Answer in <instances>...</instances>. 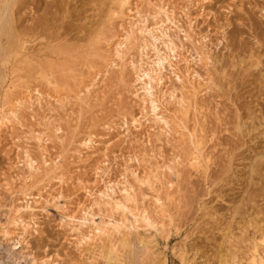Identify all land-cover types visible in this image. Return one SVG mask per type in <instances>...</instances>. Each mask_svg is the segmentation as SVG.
<instances>
[{"label": "rangeland", "instance_id": "rangeland-1", "mask_svg": "<svg viewBox=\"0 0 264 264\" xmlns=\"http://www.w3.org/2000/svg\"><path fill=\"white\" fill-rule=\"evenodd\" d=\"M43 1L37 0V5ZM158 1L162 2L129 0L124 8L127 16L123 12V16L120 14V17L110 21L104 20L98 33L88 36L89 38L74 39L76 42L71 38L70 42H75V48L68 53L47 55L52 59H45L42 54L44 51L38 52L40 56L35 55L37 59L61 65L60 72H54L56 79L60 80L57 93L61 95V101L55 98L56 90L48 86L39 84L33 87V79L20 77L19 81H13L15 88L8 90L12 93L7 95L12 103L28 90L31 95H34L36 88L43 93L39 99L40 105L34 102L32 110L23 107L22 110L20 107L22 126L13 124L14 126L0 132V225L16 215L13 211L20 209L23 203L20 199L24 192L36 195L39 191L45 194L46 190H52L55 194L60 189L69 209L78 214L79 205L88 207L92 202L90 197H85L84 189L93 190L91 192L97 195L108 181L121 182L122 174L125 173V176L128 175L127 180L135 188L138 207L154 205L155 196L160 197L165 204L166 213L162 217L157 213L154 216L153 206L149 207L154 220L159 221L157 226L160 231L155 232L147 227L144 230L145 227H141L143 225L137 226L139 229L130 227L129 231L125 230L131 241L136 238L148 242L146 246L158 258L154 264H245L251 244L258 243L259 237L261 238L260 230L264 229V10H260L264 8V0ZM75 4L76 9H80V2L76 1ZM152 4L175 6L177 13L174 19L184 28L188 20L183 11L193 20L192 31H189L192 39L184 40L182 34L173 29L169 32L176 47H180L176 53H181L179 59L182 60L175 61V68L189 72L187 77L179 70L182 83L193 84L195 90H198L195 101L201 107L194 113L190 108L187 121L183 119V126L186 127H181L182 123L174 118L175 113L172 112L177 108V103L169 101L167 94L170 90H177L175 94L179 96L178 91H182L183 87L180 88L181 83L177 82L169 69L162 71L161 91H157V98L161 100V104L166 105L164 107L167 109L163 108L162 111L167 120H176L174 124L170 123L166 138L162 135L164 138L161 136V139L156 135V130L148 128L151 122L144 121L150 118V115H146L149 114V105L140 104L139 97L142 95L139 93L138 80L135 79L138 72L131 70L127 64L121 68L118 61L116 63L117 56L114 52L118 40L122 39L126 30H130L133 19L136 18L134 7L141 9L138 11L144 16V13L146 15L155 11ZM31 6L33 5H28L26 10L21 11L24 13L22 18L29 13ZM103 7L105 10L106 6ZM92 12L93 9L88 6L84 14L74 13L70 22L74 25L83 24L88 20L85 15ZM207 13L211 14L206 15ZM150 18L148 16L149 25L153 22ZM71 33L81 36L80 32L75 33L74 30ZM142 36L139 37L141 40L147 38ZM203 36L206 39L201 46ZM157 45L163 50L161 43ZM195 47L206 48L208 51H204L209 52L211 57L216 56L217 62L212 65L202 63L201 66L196 57L200 51L198 50L199 54L195 53ZM133 51L130 52V58L135 60L141 57V54ZM147 51L149 56L153 54L150 47ZM249 51H253V58L247 57ZM256 55L258 64H251ZM185 56L189 59L187 65L183 61ZM241 57L243 60L238 65L235 62ZM130 58H125V61ZM193 72H198L196 74L199 77ZM198 84L201 86H197ZM6 86L0 89V107ZM166 89L169 90L168 93ZM5 104L3 107H9V103ZM125 115L129 119L141 118L145 124L135 130ZM241 123L243 124L240 126ZM56 126L61 127V130H55ZM177 126L182 129L179 130ZM128 128L131 130L126 131ZM174 129L176 132L172 134ZM190 132L200 138L201 154L198 160L202 161L198 165L203 170L196 172L187 164V158L191 157L190 142L186 141L189 140ZM178 135L187 139L183 141L176 137ZM89 139L90 142L87 143ZM178 139L182 141L178 142ZM42 145L43 148H40ZM24 150H28V156L38 161L35 164L39 167L44 159L50 163L57 162L53 164V169L47 167L49 171L45 168L44 172L40 171L41 174L37 173L38 176L34 174V182V176L27 177L29 171L22 161L24 159L25 162L26 158ZM130 169L135 171L137 177L144 178L145 182L134 183ZM42 172L48 174L42 175ZM153 174L156 176L152 177ZM60 178L63 183L59 182ZM8 208L10 213L5 215V209ZM94 209L97 210L95 206ZM18 214L29 224L23 238L28 242V249L38 258L49 256L56 258L53 260L59 264H106L102 251L105 244H110L118 255L117 262L126 264L125 248L111 226L106 231L105 243L91 235L86 237L88 242L79 247L71 240L73 233L67 226L58 223L55 214L36 205L31 210L22 208ZM82 230L88 234L92 232L90 228ZM131 232L133 235L129 236ZM143 257L141 259L147 262Z\"/></svg>", "mask_w": 264, "mask_h": 264}, {"label": "bare ground", "instance_id": "bare-ground-1", "mask_svg": "<svg viewBox=\"0 0 264 264\" xmlns=\"http://www.w3.org/2000/svg\"><path fill=\"white\" fill-rule=\"evenodd\" d=\"M76 1L80 2V9L79 8L76 9V7H77V5L75 4ZM105 1L106 0H44L42 2V4L37 5V0H0V89H2L5 85H7L4 88L5 92H4L3 103L1 104L2 106L0 107V132L3 131L4 128L9 129L10 126L13 124L14 125L18 124V125L22 126L21 125L22 121L20 120L21 115L19 113L20 107L22 110H23V108H28V109L32 110L31 108L34 107L33 106L34 102H36L38 104L40 103L39 99H40V96H42L41 94L43 93V92L41 93V91L37 90V88H36V89H34L35 92L33 91L34 95H31V94H29V90H28V92L26 94L19 97L18 99L14 100L16 97L14 99H12V100H14L12 103L9 100L10 99L9 96H7V95H9L12 88H15L16 84L13 83L14 80L19 81L20 77H23V78L25 77V78L31 79V80L33 79V81H34L33 87H35L36 85H39V84H41V85L44 84L45 86L50 87L52 90L53 89L56 90V96L57 97L55 96V98H57V99L59 98V100H60L61 95L57 93V92H59L58 87H60V85H59L60 80L56 79V77L54 76V72H60L61 65L56 64L54 61H43L44 59H37L35 55L40 56V54H38V52L44 51V52H42L43 57L45 59H50L51 57H47V55L55 54L57 56V54L68 53V51L75 48L74 43L76 41L74 39H86V38H89L91 35L97 34L104 20L106 22L110 21L112 18H117L120 14H122L124 12V8H125V6L128 5L127 3L129 0H113V1L107 0L106 2L109 5ZM188 1H190V0H188ZM203 1L208 2L211 0H202V2ZM158 2H161V1H158ZM163 2L164 1L162 0L161 3H163ZM191 2H192V0H191ZM28 5H33V6H31V9H29V13H27V15H25V17L22 18L24 13L22 14L21 11L24 10L26 8V6L28 8ZM195 5H196V3H195ZM88 6H89V8L93 9L92 13H90L87 16L85 15V17H88V20L84 21L83 24H79V25H74L73 23L70 22L71 17L74 13L83 12V14H84V10H86V8ZM103 6H106L105 10L103 9L104 8ZM152 6L154 7L152 9H155V11H153V13H151V14L147 13L146 15L144 13V16L140 15L139 11L141 9L139 10L136 6L134 7V9L136 8V11L133 10V12L135 11L136 18L133 17L134 21L132 20L133 23L131 22L132 23L131 26L129 23L130 30L129 31L126 30L127 32L125 31V35L122 37V39L118 40V43L116 44L114 52H115V55L117 56L116 57L117 58L116 63L118 61V65L121 68L126 67L124 65L127 64L131 70L138 72V74L136 73L135 79L138 80V83H139L138 88H140L139 93H141L140 95H142L139 97V101H140V104H148L149 105L147 107L149 109V114L146 113V115H150V118L147 120L144 119V121L151 122L150 123L151 126L150 127L148 126V128L149 129L151 128L152 130H156L157 133H156V131H154V132L156 133L157 136L159 135L158 138H160L162 135H165V138H166V135L169 134V130L171 127L170 123L174 124L173 122L176 119L175 120L171 119L172 122L167 120V117H165L164 116L165 114H163V111H164L163 108H165L164 106H166V105H163V103L161 104V102H160L161 100L159 101V98H157V95H158L157 91H161L160 85H162V79H163L162 78L163 75L161 74L162 71L169 69L170 72H172L173 75L175 76L177 82L179 81L181 83L182 86L180 88L183 87L182 91H180L181 89H179V91H178L179 92L178 94H180L179 96H177V94H175V92L177 91L176 89H173V90H176L175 92L171 91V90L169 91L166 89L167 93L169 91V93L167 94L169 101H173L174 103H177V105L175 104L176 105L175 107H177V108L175 109V111H174V109L172 111L175 113L174 114L175 116L173 115V113H172V115L174 116V118L176 117L182 123L181 127L184 124L183 119L186 120L187 114L189 115L190 108H191L193 113H194V111H199L201 109V107L195 101L196 100L195 98L198 96L197 95L198 90L197 91L195 90V85L192 86L193 84H188V83L186 85H184L182 83L181 73L183 75L187 76L189 74V72L187 70H184L185 72L186 71L188 72V73L186 72V74H185V72H182V70H180L178 68L181 71V73H180V71L175 68V66H176L175 61L180 60V62H181L182 59H179V55L181 53L180 54L176 53V51H178L177 49H179L180 47L179 48L176 47V45L174 44L175 41L172 38V36L170 37V32H169V31H171V29H173L176 31V33L182 34L181 36H183L184 40L192 39V36H191L189 31H192L191 23L193 20L191 18L189 19V15L187 14L186 11H183V15H185L186 20H188L187 25L184 28V27L179 25V21L174 19L175 15L177 13L175 6H171V4L170 5L152 4ZM200 8H198V9H200ZM185 9H187V8H185ZM74 10H76L78 12H76ZM201 10H202V8H201ZM260 10L263 11L264 8H262ZM129 11H130V9H129ZM208 11L211 12L210 9ZM125 12H127V11H125ZM131 12H132V9H131ZM180 12H182V11H180ZM202 12H203V10H202ZM209 14H211V13H207L206 15H209ZM123 15L124 14H122L120 16H123ZM125 15H126V13H125ZM148 16L151 17L150 21H153L151 23V25H149V23H148L149 22ZM169 24H170V26H168ZM72 30H74L75 33L80 32L81 36H79L78 34L73 35V33H71ZM141 34H143V36L145 35L147 37V38L144 37L145 38L144 40H146V42L143 39L141 40V38H139L140 36H142ZM171 35H173V33ZM143 36H142V38H143ZM148 37H149V39H148ZM71 38L75 41L74 43L71 41L73 44L70 42ZM205 39H206V36L201 37V40H200L201 46H202V43L204 42ZM257 39H256V41H258ZM196 40L194 39V41H196ZM190 41H193V40H190ZM157 43H161L163 50H161L158 47ZM197 44H199V42ZM36 46H38V47L36 48ZM149 47L151 48V50H153V54L150 56L148 55V51H147ZM204 47H206V46L204 45ZM195 49H196V47H195ZM200 49H196L195 51H197V52H195V53H198V50L200 51L199 52L200 54L198 53L199 56L196 55V57H198L197 62L198 63L201 62V66H202V63H203V65H208L210 63L212 65V64L217 62L216 56L211 57L209 52H207L208 50L206 48L205 49L207 51H204L205 49H203V48L201 50ZM133 50H135L137 53L141 54V57H139L138 59H135V60H133L132 56H131L132 58H130V55H132V54H130V52H132ZM229 50H230V48H229ZM253 55H254L253 51L252 52L249 51L247 57L251 58ZM142 56H145V58L143 59ZM125 58H128V59L130 58V60H127L128 61L127 62V61H125L126 60ZM188 60L189 59L186 56L183 57V61H184V63L186 61V65H187ZM193 60L194 59H192V61ZM242 60H243V57H241L240 60H238V62L236 60L235 63L240 65V62ZM258 62H259L258 55H256V57L254 59H252L251 64L254 63L257 65ZM109 63L111 64V62H109ZM116 63H115V65H116ZM193 63H195V62L193 61ZM119 66H117V67H119ZM106 68H107V66H106ZM105 70H103V71H105ZM20 72H21V74H20ZM196 73L198 74V72H196ZM196 73H194V74H196ZM190 75H192V74H190ZM197 77H199V76L197 75ZM197 77H195V78H197ZM200 80H201V78H200ZM200 80H197V81L200 83ZM135 82H137V81H135ZM190 83H191V81H190ZM195 84H197V82ZM201 85H202V82H201ZM201 85L198 84L197 86H201ZM17 87H19V85ZM202 87H203V85H202ZM198 88H200V87H198ZM85 89H87V87ZM8 90H10V91H8ZM165 92L166 91H164L163 94H165ZM136 96H137V94H136ZM43 97L45 98V96H43ZM161 97H162V95H161ZM78 99H79V96H78ZM42 101H41V103H42ZM165 102H166V100H165ZM5 103L6 104L9 103V107H3V104H5ZM144 107L146 108V106H144ZM165 109H167V108H165ZM130 117H131V115H130ZM263 118H264V115H263ZM125 119H122V120H125ZM128 119L129 118L127 117V120ZM140 119H138L136 117H131L128 121H129V123L132 124L133 128L136 130V129H138L139 126L141 127L142 124L143 125L145 124V123H142V121ZM127 120H125V122H128ZM242 124L243 123H241L239 125L241 126ZM130 125H127V127ZM175 125H173V126H175ZM177 125H179V124H177ZM184 126L186 127V125H184ZM180 129H182V128H179V130ZM186 129H189V128H186ZM55 130L60 131L61 127L56 126ZM129 130H131V129L128 128V130H126V131H129ZM174 132H176L175 129H174V131H172V134ZM187 132H189V130ZM192 132H193V130H192ZM192 132H190V135L188 133L189 140H186V141L190 142L189 145L191 147L190 148L191 151L189 152L191 155V157H190L191 161H190V158H187V162L189 161L187 164H189L190 167L193 170H195V172H196V171H199V169H202L201 165L200 164L198 165V163L199 162L201 163V161H202L201 159H200L201 161L198 160V156H200V154H201V153L199 154V152H201V150H200L201 145H200V141H199L200 138L198 139L197 137H195L194 136L195 134L193 135ZM53 134H54V132H53ZM186 134H184V135H186ZM179 135H182V133H179ZM179 135L176 137H179ZM170 136H171V132H170ZM181 137H179V138L182 139ZM40 139H42L41 136H40ZM90 139L87 140L88 141L87 143L90 142ZM185 139H187V138H185ZM35 140H36V138H35ZM157 140H159V139H157ZM162 141H164V140H162ZM177 141L179 142L180 140L178 139ZM39 142L42 144V142L40 140H39ZM83 143L84 142H82V144ZM84 144L86 145V143H84ZM41 147L43 148V145L40 146V148ZM107 149H108V147H107ZM27 151H25V150L23 151V153L25 152L26 158H25V162H24L23 158H22L23 159L22 161H23V164H25V166H26L25 168H27V171H29V173H27V174H29L27 176L28 178H29V176L30 177L34 176V174H36V176H38L37 173L39 172L41 174L40 171L41 170L45 171V168H47V167L50 169L52 167V169H53V166L55 165L54 163L57 162V161L56 162L54 161V162L50 163L44 159V160H42V163H41L42 166L40 165L42 168L44 167V169H41V167H39V165L37 166L35 164V162L37 160L35 161L33 156H32L33 158L29 157L28 155H30V153H28ZM22 155L24 156V154H22ZM104 155L108 156L106 154H104ZM41 156H43V155H41ZM55 160H56V158H55ZM39 163H40V161H39ZM177 163H178V161H177ZM48 168H47V170L49 171L50 169H48ZM54 169H55V167H54ZM129 171H130L131 176L133 177V179L135 181L134 183H136V184L142 183L144 178L141 179V178H139V176L137 177L134 170L132 171L130 169ZM43 172H42V175L43 174L46 175L45 173H47V172H45V173H43ZM20 174H21V172H20ZM124 174H122V178H121L122 181L121 182H119V181L118 182L108 181L107 183H105L103 190H99V191L97 190L98 191L96 193L97 195H95V194H93V192H91L93 190L84 189L85 190L84 193H86L85 197L86 198L90 197L92 202L88 207L85 205L84 206L79 205L77 207V210H78L77 213L80 215L74 214L76 212L69 209V206L64 201L65 197L63 198V196H62L63 195L61 193L62 191L59 192L60 189H58V188H57L58 191H56L55 194H54V192L52 193V190H51V192H50V190H48V191L46 190V192H45L46 195L44 193L41 194L42 192H40V191L38 193H36V195H34V194L30 195V194H26L22 190V192H24L22 195H24V196L22 197V199H20L21 201L23 200V203L21 202L22 204L20 205V209L24 208L26 210H31L32 206L36 205L37 207H40L47 212L55 214L58 218L57 219L58 223L60 225L67 226L68 230H70L73 233L71 240H73L75 246H79V247H81L82 243H84V244L87 243L88 240L86 237H90L91 235L96 236L98 239H100L101 242H104L105 241L104 238L106 237L105 234L107 233L106 231L108 228H110L109 226H111L113 228L114 232L117 234L118 238L120 239L121 245L125 248L124 256H125V263L126 264H143V263L154 264L155 261L157 262L156 259H158V258L146 246L148 244V242H146L144 239L143 240L139 239L140 241L137 239L138 240L137 241L135 237H134L135 240H133V237H132L133 241H131V238L128 237V235H127L128 232H126L125 230L129 231L130 227H132L133 229H136V228H138L137 226L143 225L141 227H145L144 230L147 227V228H152L155 232H156V230L160 231V230H158L159 226H157L159 221L154 220V217L152 216L153 215L152 212L153 213L155 212L154 216H156V213H157L158 215H161V217H162L163 214L166 213L165 204L160 197L155 196V198L153 199L154 205H152L154 211L149 209V207L151 205H149V207H147V206H143L142 208L138 207L139 205L137 204V200H136L137 195L135 193L136 191H135V188L133 187V183L131 181L129 182L126 178L128 175L125 176ZM57 175H58V173H57ZM155 176H156V174L152 175V177H155ZM27 177H24V179H26ZM37 178L38 177H36V179ZM61 178H60L59 182L62 181ZM26 180H28V179H26ZM31 180H32V178H31ZM34 182H35V176H34ZM144 182L145 181H143V183ZM62 183H63V181H62ZM45 186H44V188H45ZM83 188H85V187H83ZM40 189H43V188H40ZM40 189H38V190H40ZM25 190H27V189H25ZM18 191H20V190H18ZM93 195H95V196H93ZM94 206L97 208V210L94 209ZM157 208H158V210H156ZM20 209L16 208L13 211V213H16V215H14L9 221L7 220L2 225H0V249H1L0 250L1 251L0 257H1V260L4 261L5 264H59L58 261L53 260L56 258H50L49 256L43 257V258H41V257L38 258V257H36V255L34 254V252L32 250L28 249V246H27L28 242L24 241L23 234L25 233L29 224H27L25 221H23V219L21 218V215L18 214ZM5 212H6L5 215L9 214L10 208L5 209ZM109 223H110V225H109ZM82 228H90L92 230V232L90 234H88V233L84 232L82 230ZM153 230L151 231V233L153 232ZM260 233L261 234H259V235L261 236V238L259 237L260 240L257 239L258 243L254 242L256 244H251V246H250V254H249L248 258L246 259L247 262L245 264H264V229L260 230ZM137 234H139V233H135V235H137ZM130 235H133L132 232H131V234L129 233V236ZM143 236L144 235L141 236V239ZM73 242H71V243H73ZM104 243H103V245H104ZM104 247L105 248L102 251V253H103L102 255L103 256L105 255L104 257H106V260H107L106 264H119L117 262V260H119L117 257L118 255L115 254L112 246L110 244H107V245L105 244ZM141 256H144L143 258H144V260L147 259V262L143 261L141 259Z\"/></svg>", "mask_w": 264, "mask_h": 264}, {"label": "built area", "instance_id": "built-area-1", "mask_svg": "<svg viewBox=\"0 0 264 264\" xmlns=\"http://www.w3.org/2000/svg\"><path fill=\"white\" fill-rule=\"evenodd\" d=\"M0 253H1V251H0ZM0 261H1L0 264H5L4 261L1 260V257H0Z\"/></svg>", "mask_w": 264, "mask_h": 264}]
</instances>
